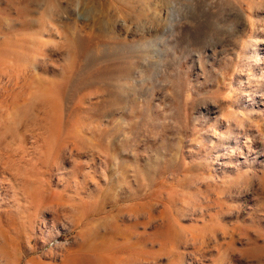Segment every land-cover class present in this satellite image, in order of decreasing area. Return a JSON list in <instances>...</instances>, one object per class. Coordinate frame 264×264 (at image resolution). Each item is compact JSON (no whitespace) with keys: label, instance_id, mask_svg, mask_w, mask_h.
<instances>
[{"label":"rangeland","instance_id":"1","mask_svg":"<svg viewBox=\"0 0 264 264\" xmlns=\"http://www.w3.org/2000/svg\"><path fill=\"white\" fill-rule=\"evenodd\" d=\"M0 264H264V0H0Z\"/></svg>","mask_w":264,"mask_h":264}]
</instances>
